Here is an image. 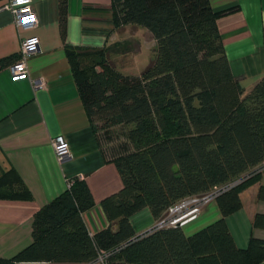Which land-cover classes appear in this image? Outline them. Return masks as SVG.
<instances>
[{
	"label": "trees",
	"instance_id": "16d2710c",
	"mask_svg": "<svg viewBox=\"0 0 264 264\" xmlns=\"http://www.w3.org/2000/svg\"><path fill=\"white\" fill-rule=\"evenodd\" d=\"M237 8L213 10L209 0H111L115 28L138 26L155 41L136 75L116 71L109 61L111 53L127 52L126 46L65 48L95 135L122 130L123 140L109 158L101 147L122 185L100 200L108 224L90 235L82 213L94 200L84 179L69 178L70 187L34 213L30 244L0 264H87L103 252L104 264L264 260V240L251 236L239 248L225 221L241 208L240 193L260 180L264 165V74L245 91L230 71L216 26ZM66 13L67 0H58L63 41ZM18 58H0V71ZM223 187L214 197L220 217L195 233L174 226L134 236L129 217L139 210L148 208L160 220L179 201ZM0 198H31L13 169L0 173ZM257 198L264 201V186ZM252 227L264 229V214L253 216Z\"/></svg>",
	"mask_w": 264,
	"mask_h": 264
},
{
	"label": "crops",
	"instance_id": "0c3cea01",
	"mask_svg": "<svg viewBox=\"0 0 264 264\" xmlns=\"http://www.w3.org/2000/svg\"><path fill=\"white\" fill-rule=\"evenodd\" d=\"M4 1L0 0V7ZM209 3L213 10L238 6L219 17L216 26L231 73L249 91L264 74V0ZM32 6L38 25L26 31L14 25L9 11L0 10V58L18 54L21 38H37L35 52L26 60L27 76L14 78L8 68L0 71V173L13 169L31 195L30 199L0 198V258L4 259L30 244L34 213L62 193L69 178L81 176L94 200V206L82 213L90 235L108 224L100 200L122 185L115 165L103 155L85 113L65 48L108 47L120 41L118 29L132 26L114 27L111 0H67L63 41L58 0H32ZM152 41L153 50V38ZM38 79L43 80L44 87H34L33 81ZM58 135L65 138L71 153L63 161L57 160L50 143ZM259 169L260 180L239 195L241 208L225 218L239 248H245L251 236L264 240V229L252 227L253 216L264 214V201L257 198L259 187L264 186V165ZM219 217L212 199L194 220L181 228L185 235H191ZM129 221L134 236H138L157 219L148 208H143L131 215ZM87 264L103 263L97 259ZM258 264H264V260Z\"/></svg>",
	"mask_w": 264,
	"mask_h": 264
},
{
	"label": "built area",
	"instance_id": "2783aa9c",
	"mask_svg": "<svg viewBox=\"0 0 264 264\" xmlns=\"http://www.w3.org/2000/svg\"><path fill=\"white\" fill-rule=\"evenodd\" d=\"M0 10L9 11L13 17L14 25L24 31L31 30L38 25V21L32 6V0H5L1 5ZM36 44L37 38L35 36L21 38L18 53L19 58L16 62L8 67L11 75L14 78L27 76L28 70L26 60L31 54L35 52ZM33 85L36 88H42L44 87V82L42 79L34 80ZM50 143L55 152L57 160L63 161L70 157L71 153L69 147L62 135L52 138ZM258 170L260 171V169ZM76 177L83 179L81 176ZM71 184L72 180L68 179L66 181V187L69 188ZM224 189V187L215 189L201 197H187L173 206H170L166 210L165 216L160 220H157V222H155V224L150 229L140 234V236L163 227H182L186 223L194 220L201 210V207L210 200L214 199V197ZM107 256L108 253L106 254L103 252L98 255L97 259L104 264Z\"/></svg>",
	"mask_w": 264,
	"mask_h": 264
},
{
	"label": "rangeland",
	"instance_id": "374dc122",
	"mask_svg": "<svg viewBox=\"0 0 264 264\" xmlns=\"http://www.w3.org/2000/svg\"><path fill=\"white\" fill-rule=\"evenodd\" d=\"M118 34L120 41L115 45L126 46L128 51L125 53H111L109 61L116 71L122 74L136 75L147 65L152 56V37L144 29L133 26L118 29ZM97 125L99 124L97 123ZM109 134V137H105L102 131L97 132L99 143L107 158L110 157L119 142L123 140L122 130L119 128L112 129Z\"/></svg>",
	"mask_w": 264,
	"mask_h": 264
}]
</instances>
